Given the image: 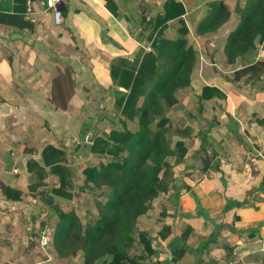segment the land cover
<instances>
[{
  "label": "crops",
  "instance_id": "0c3cea01",
  "mask_svg": "<svg viewBox=\"0 0 264 264\" xmlns=\"http://www.w3.org/2000/svg\"><path fill=\"white\" fill-rule=\"evenodd\" d=\"M113 1L118 6L116 15L105 0H64L63 21L56 24L45 0H0V176L13 180L5 186L18 188L12 184L21 177L19 156L26 159L27 176L28 159L39 160L34 148L60 144L62 138L67 140L65 145L77 141L68 124L80 115L82 108L77 113L75 105L80 106L85 98L77 91L66 109L55 107L51 101L54 70L71 64L77 90L80 83L90 80L106 93V99L114 100L110 63L117 57L133 58L146 44L130 33V28L139 30V25L134 26L133 8L143 6L142 15L150 17L165 0ZM181 1L200 60L190 86L177 92L179 103L167 113L171 122L182 120L181 126H189V135L184 137L189 152L177 167V184L182 189L175 216L159 215V229H144L153 237L155 259H165L164 264H264V73L258 78L234 76L253 59L264 60V50H259L256 41L255 54L252 51L228 63L224 46L240 14L231 11L220 28L202 34L199 24L217 0ZM178 26L170 21L166 34L174 38ZM208 86L218 93L208 92L204 97L203 88ZM205 154L214 158L203 172L200 158ZM157 198L158 203L153 201V208L141 216L153 213L155 218L163 203L174 205L167 195ZM4 202L16 200L3 193L0 204ZM171 205L168 210L174 212ZM166 222L171 224V233L163 239L158 231ZM188 227L191 231L183 240ZM180 246L186 253L173 260L171 248ZM11 252L5 242L0 243V261L10 262Z\"/></svg>",
  "mask_w": 264,
  "mask_h": 264
},
{
  "label": "trees",
  "instance_id": "16d2710c",
  "mask_svg": "<svg viewBox=\"0 0 264 264\" xmlns=\"http://www.w3.org/2000/svg\"><path fill=\"white\" fill-rule=\"evenodd\" d=\"M105 1L116 15L115 2ZM234 10L240 14V22L229 33L224 46L228 63L249 55L256 48V41L264 38V0H245L243 6L236 4ZM185 12L181 0H165L154 16L141 15L134 21V26L139 25L138 32L133 26L130 33L150 46V50H146L144 44L133 58L117 57L110 63L114 114L121 127L94 134L91 142L84 144L88 152L107 158L97 166L86 165L83 169L85 183H92L106 193L104 199L97 200L98 215L94 222L84 225L74 211H63L54 203V196L72 199L76 189L73 170L63 147L47 144L42 149L41 162L28 159L27 168L35 180L30 184L31 190L44 187V179L49 175L58 179V186L51 188L52 195L44 188L40 190L45 195L47 207L58 216L47 243L57 257H75L82 252L83 264L165 263V259H155L158 252L150 231L137 226L139 217L153 208V200L160 193L167 195L169 203L175 206L163 203L159 215L161 218L175 216L182 189L177 184L176 172L189 152L184 137L189 135L190 128L172 124L167 109L179 103L177 92L190 86L192 72L200 60L199 50L188 40L190 31L183 16ZM230 14L226 2L213 1L199 24V32L216 31ZM170 21L179 25L174 38L166 34ZM263 73L264 60L253 59L236 70L234 76L238 79L251 74L258 78ZM62 78L57 76L52 81L51 101L55 107L66 109L67 98L71 95L64 97L66 87ZM72 85L77 86L76 81ZM208 92L218 93V90L204 87L203 96L208 97ZM104 114L113 119L107 111ZM128 123H133L134 128ZM87 127L85 124L83 129ZM74 149L73 152L77 151L79 146ZM4 193L7 199L18 201L22 198V190L18 188L5 186ZM170 205L174 212H169ZM190 231L188 227L183 240ZM170 233L168 222L158 231L163 239ZM171 251L173 260L186 253L182 246L171 248Z\"/></svg>",
  "mask_w": 264,
  "mask_h": 264
},
{
  "label": "rangeland",
  "instance_id": "374dc122",
  "mask_svg": "<svg viewBox=\"0 0 264 264\" xmlns=\"http://www.w3.org/2000/svg\"><path fill=\"white\" fill-rule=\"evenodd\" d=\"M229 1L230 4L227 5L235 14L237 13L236 10H234L235 5L239 4L240 6H243L245 0ZM132 11L135 14L137 20H139L140 16L144 12L143 6L135 7ZM237 14L239 15V13ZM171 32H173V30H171L169 33ZM188 40L190 42L191 40L194 42V39L190 36V34H188ZM255 50L257 49L255 48L253 50L254 54ZM65 64H63L62 67H57V69L54 70V78L57 76H63L62 81L65 83L66 87L64 97H68V94L73 96L74 93L79 91V93L84 96L85 100L80 104V106L75 105L78 106V109H75V112L78 113L81 108L82 110L80 115L76 117V120H70L68 124L69 130H75V132L71 135L74 134V137L77 138V141L72 140V142L67 143L68 145H65L64 142H67V140L62 138L59 140L60 144H57V146L61 148L63 147L67 152V162L73 170L72 179L76 188L73 190V192L75 193L73 198L69 200L55 197L54 195L53 196L54 203H56L63 211H74L80 217L83 224L87 225L94 222V220L97 218V200L104 199L106 193H104L105 190H100L93 187L92 183H85L86 176L83 172V169L86 165L97 166L100 161H106L107 158L88 152L86 149H84V144L90 143L91 137L94 134L107 133L113 127L120 128L121 123L118 121V117H115L114 114V100L106 99V93L102 92L103 90H101V88H99V86H97L95 83H91L90 80L85 83L82 82V84L80 83L78 86L79 90H77V86L72 85V82L77 80L75 78L74 68L71 64ZM67 100L69 102V97ZM104 111L110 113L113 119L110 120L109 117H106ZM63 122L65 123V120ZM178 123H184V121L179 120L172 122V124L176 126H181V124L179 125ZM45 124L47 125V128H49V123L46 122ZM85 124H87L88 127L84 130L83 127ZM185 125L186 124L182 126L184 127ZM128 126L133 129L135 125L133 123H128ZM47 141L50 142L51 140L48 139ZM73 144L75 146H79V150H77L75 153L73 151L76 149H74ZM34 149L35 155L41 162L40 154L42 149L40 150V147ZM22 157L23 156H19L18 160L20 161V165H17L20 168L18 173L21 175V177H16L14 184H12L13 186H16L22 190V198L14 203L4 202L0 204V243L5 242L6 246L10 247L14 252V255L12 252L8 255V257H10L8 260L12 259L10 262L4 260L0 261V264H83L82 252H79L75 257L59 258L54 251H52L50 248L48 249V244L46 246H42L40 244V238L42 234H45L48 237L49 243L51 238V229L58 220V216L55 214V212L47 207V204L44 202L45 195L40 192V190L44 188L49 194L52 195L51 188L58 186V179L56 176L49 175L44 179V187L42 186V188L39 187L35 190H31L30 184H32L35 180H33L31 177V172H29V170V175L26 176V174H24L23 161L26 159H23ZM10 171L11 172L9 174L12 176L13 171ZM0 178L1 198L2 194L4 193L5 184H11L13 183V180L11 181V179H8L6 176H0ZM160 195L163 196V193H160ZM153 201L155 204H157L158 198H155ZM1 212H4V214ZM156 212L157 210H154L155 215ZM154 219H156V223L154 222ZM160 219L161 218H159V214H157L154 218L153 213L150 216H141L138 221L137 228L144 229L145 226H151L149 228L152 230V232H154L161 226H158L159 223H157L160 221ZM12 256L18 257V261L15 260V262V258H12ZM13 261L15 263H11Z\"/></svg>",
  "mask_w": 264,
  "mask_h": 264
},
{
  "label": "built area",
  "instance_id": "2783aa9c",
  "mask_svg": "<svg viewBox=\"0 0 264 264\" xmlns=\"http://www.w3.org/2000/svg\"><path fill=\"white\" fill-rule=\"evenodd\" d=\"M64 0H45L46 8L50 9L53 13L56 24H61L63 21L62 5ZM259 50H264V38L258 44ZM146 50H150V46L145 47ZM48 243V237L45 234L41 235L40 244L46 246Z\"/></svg>",
  "mask_w": 264,
  "mask_h": 264
},
{
  "label": "water",
  "instance_id": "95a60500",
  "mask_svg": "<svg viewBox=\"0 0 264 264\" xmlns=\"http://www.w3.org/2000/svg\"><path fill=\"white\" fill-rule=\"evenodd\" d=\"M212 158H214V156ZM212 158L208 154L201 156L200 159H201V162L203 164V168H202L203 172H206L210 168Z\"/></svg>",
  "mask_w": 264,
  "mask_h": 264
}]
</instances>
